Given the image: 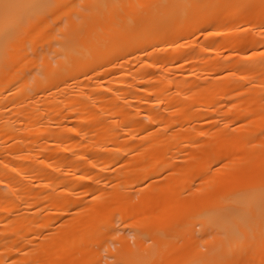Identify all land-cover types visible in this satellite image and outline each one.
<instances>
[{"label":"bare ground","instance_id":"6f19581e","mask_svg":"<svg viewBox=\"0 0 264 264\" xmlns=\"http://www.w3.org/2000/svg\"><path fill=\"white\" fill-rule=\"evenodd\" d=\"M261 23L264 0H0V141H18L0 144V264H95L116 217L148 218L153 196L134 212L124 187L193 146L196 162L147 185L178 191L192 174L206 191L155 195L113 264L264 263ZM227 40L234 59L205 57ZM205 68L227 71L197 81ZM111 163L134 167L95 182ZM81 184L91 196L67 198Z\"/></svg>","mask_w":264,"mask_h":264},{"label":"rangeland","instance_id":"374dc122","mask_svg":"<svg viewBox=\"0 0 264 264\" xmlns=\"http://www.w3.org/2000/svg\"><path fill=\"white\" fill-rule=\"evenodd\" d=\"M240 22V21H239ZM235 23V22H232V23H235V24H232V23H230L231 25H234V27H233V29L235 28L236 29V27H237V29L238 28H241V26H242V28L244 27V23H243V25L241 24L242 22H240V23ZM229 24V23H228ZM228 24L226 25L227 27H228ZM236 24H238V25H236ZM230 25V26H231ZM257 25V24H256ZM254 26L252 29L255 31V33L260 29V31H262V32H264V24H262L261 23V25H258V26ZM262 27V28H261ZM228 28H230V27H228ZM232 28V27H231ZM251 29V31L253 32V30ZM260 31H258V32H260ZM257 32V33H258ZM198 34V33H197ZM196 34V35H197ZM195 35V36H196ZM200 36V37H199ZM201 36L202 35H198V38H199V40H200V38H201ZM197 37V36H196ZM203 40H205L204 38H203ZM232 42H233V40H232ZM232 42H231V40H227V41H225L224 43H222L221 44V48L219 47L218 49L216 48V49H213V50H216V51H213V52H216V53H213V52H207V53H204L206 56L205 57H211V59H213V56L216 58V60L218 61V62H220V61H222V60H226V59H228V58H235L232 54L233 53H236L235 52V50L238 48L237 46L235 47L233 44H232ZM231 43V44H230ZM225 45V46H224ZM227 45V46H226ZM230 45V46H229ZM220 46V45H219ZM230 48V49H229ZM232 49V50H231ZM240 49V48H239ZM238 49V50H239ZM221 50V51H220ZM262 50H264V47H262ZM187 59V58H186ZM186 59H184V61L186 60ZM243 60L245 59V58H242ZM192 60H194V59H191V57L190 58H188L185 62L187 63L186 64V66L188 67L189 65H191L192 63ZM216 60H214V61H216ZM220 60V61H219ZM189 61H191V62H189ZM189 63H191V64H189ZM189 64V65H188ZM190 67V66H189ZM188 67V68H189ZM215 69V68H214ZM213 68H210L209 69V72H208V70L205 68V71H202V70H204V69H197L196 71L199 73V71H200V73H199V75H194V76H196V80L197 81H199L200 80V82H203V83H208V81H209V83H211V82H217L218 80H220V77H219V75H221L222 74V72L223 73H226V71L225 70H223L222 72H221V74L220 73H218L219 71L217 70L216 72L217 73H215V72H213L212 70H214ZM185 70V69H184ZM182 72L183 70H178L177 72L178 73H180V72ZM184 72H187L186 70L184 71ZM208 72V73H207ZM205 73H207V74H205ZM210 73H211V75H210ZM211 76V77H210ZM192 78H193V76H191ZM190 77V78H191ZM191 80V79H190ZM195 80V79H194ZM207 81V82H206ZM211 81V82H210ZM194 82V81H193ZM199 82V84H203V83H200ZM188 83H190L191 84V82L190 81H188ZM196 83V82H195ZM190 84H188V85H190ZM194 85V83L192 84V86ZM196 85H198V82L196 83ZM191 86V87H192ZM189 88V87H188ZM220 96V95H219ZM220 98H221V96H220ZM222 100H224V99H222L221 98V101ZM222 103V102H221ZM209 108V109H208ZM208 108H206V109H208L207 111H210L211 110V107H208ZM213 108V107H212ZM204 112V111H203ZM205 112H206V110H205ZM205 112H204V114H205ZM206 113H208V115L207 116H209V115H211L212 114V112L211 113H209V112H206ZM205 115V116H206ZM13 116H15V115H13ZM17 117V116H16ZM13 119V118H12ZM14 120V119H13ZM195 121V122H194ZM197 122V123H196ZM194 123V124H193ZM239 123V122H238ZM189 124V123H188ZM195 125V127H198V126H200L199 125V123H198V120L196 121V120H193L192 121V123L190 122V124H189V126L190 125ZM186 125V124H185ZM259 125V124H258ZM203 127H201L202 128V130H204L206 127L208 128V129H206V130H209V128L210 127H208V124H207V126L205 127V125H202ZM195 127H192L191 128V126H190V128H191V130H195ZM253 127H255V126H253ZM256 127H258V126H256ZM255 127V129L254 130H257V129H259V128H256ZM260 129H262V127L264 128V125H260ZM194 128V129H193ZM199 128V127H198ZM200 128V129H201ZM206 138V137H205ZM8 139V138H7ZM6 139V142L4 143V142H2V141H0V142H2V143H0V144H2L1 146H5L6 144H7V146H8V143L9 142H7L8 140ZM10 139V138H9ZM203 139V138H202ZM3 141H5V139L3 138L2 139ZM13 139H10V141H12ZM205 140V139H204ZM16 141V140H15ZM14 142V141H13ZM13 142H10L11 144L13 143ZM16 142H18V141H16ZM16 142H14V145L16 144ZM30 143H32L33 142V140H32V142L31 141H29ZM51 142V141H50ZM205 142H207V141H205ZM5 145H4V144ZM9 143V144H10ZM29 143V144H30ZM34 143V142H33ZM199 143V144H198ZM202 143L203 144H206V143H204V141H202ZM208 143V142H207ZM54 143H50V145H53ZM201 143L200 142H197V144H196V146H198V145H200ZM202 144V145H203ZM7 146H5L6 147V149H8L7 148ZM204 146V145H203ZM202 146V147H203ZM206 146V145H205ZM204 146V147H205ZM9 147V146H8ZM51 147H53V146H51ZM55 147V146H54ZM14 148V147H13ZM192 150H190V151H188L187 149L188 148H186V149H184L183 151H185V150H187V153H186V151H185V153L183 152V154H185L184 155V157L185 156H187L188 155V158H189V156H191L190 155V153H192L193 151H194V153L195 154H193L192 156H196L197 154V152L199 153L200 151H198L197 150V152H195V150H194V148H196V147H190ZM202 148L200 147V150H201ZM180 152V151H179ZM178 152V155L179 156H177L176 157V155H174V158H172V163H170V164H167L166 166H168V167H166L165 166V168H163V165H162V167L161 166H159L160 168H162V169H158V170H155L156 172L155 173H153L151 176H147V178L146 179H143L142 181H133L132 183L133 184H130L129 186H125L124 187V192L127 194V195H130L131 197H132V199H133V203L132 204H130V206H128L129 208H131V209H133V211L134 210H136L138 207H137V205H136V203L138 202V200L140 199V197H142V196H144L145 197V200L147 201V199H148V196H155V195H158V194H161V195H159L158 196V198H157V196H156V198L158 199V200H161V199H163V198H166V197H168L167 195L165 196V194L167 193V188H169L170 186H161L162 185V182H164L163 181V179L164 178H161L164 174H166L167 173V175H168V173L169 172H173V174H175V171L178 169V170H180V168H178V166L180 167V166H182L181 164L183 163V161H184V157H183V154L182 153H179ZM176 153V152H175ZM189 153V154H188ZM181 154V155H180ZM200 154V153H199ZM2 157V156H1ZM187 158V159H188ZM187 159H185V161L187 160ZM194 159V158H193ZM193 159H191V160H193ZM195 159H196V157H195ZM189 160V159H188ZM191 160H189V161H184L185 162V164H187L188 162H190ZM195 161V160H194ZM194 161H191V163L193 164L194 163ZM196 162V161H195ZM133 165H134V163L133 162H131ZM190 164V163H189ZM129 164L128 163H124V164H115V163H111V164H108V165H106V168H105V170L103 171V174L101 175V176H98L94 181L95 182H100V181H103V180H105L106 179V177H104L105 175H110V177L112 178H114V175L115 174H117L119 171V175L120 176H124L123 174L125 173V169L127 168V170L126 171H128V169L129 168H132V167H134V166H128ZM188 165V164H187ZM212 165H215V164H212ZM177 167V169H175V168ZM65 169H66V167L65 168H61V170H62V172H66L65 171ZM174 170V171H171V170ZM132 170V169H131ZM122 171H124V172H122ZM129 171H130V169H129ZM179 172V171H178ZM70 173H71V171H70ZM120 173H123L122 175L120 174ZM177 173V172H176ZM170 174V173H169ZM195 174V173H194ZM197 174V173H196ZM166 175V176H167ZM177 175H179V174H177ZM177 175L175 174V177H177ZM197 175H199V174H197ZM119 176V177H120ZM165 176V175H164ZM163 176V177H164ZM191 176H192V178L191 179H188L187 181H188V184H189V186L187 185V182L185 183L187 186H181V187H179V190L177 191V189L178 188H175L176 190H174L173 192H175L179 197H181V198H187V200H189L190 198H194V195H198V194H200V193H204L206 190L205 189H203V188H201V187H204V186H190V185H197V184H201V182H199L198 183V181H200V179H199V177H198V179L196 178V177H194L192 174H191ZM167 178L168 177H166V179L165 180H167ZM160 180L161 181V179H162V181L160 182V183H158V180ZM35 181H36V179H35ZM156 182V183H158V184H161L160 186L162 187V188H160V186L159 187H157V186H155L156 185V183L154 184V186H152L151 184V186H148L147 184L148 183H153V182ZM167 182V181H166ZM165 183V182H164ZM90 184V183H89ZM110 184H112V183H110ZM109 184V186H106L105 188V192H102L101 194H102V196L100 197V198H103V196H110V195H112L113 193H111L110 191L111 190H113L114 189V187L112 186V185H110ZM87 184H85V185H78V186H74L72 189H70L69 190V193H67V198H77V200L78 199H82L83 200V198L85 197V198H88L89 196H91V193H90V189L91 188H89V187H91V186H86ZM140 185V186H139ZM143 185V186H142ZM144 185H146V186H144ZM175 187V186H174ZM178 187V186H177ZM215 189V188H217L216 186H213V184H212V186H208V188L207 189H211V191L213 190V189ZM174 189V188H173ZM122 190V191H123ZM50 191V190H49ZM104 191V190H103ZM107 191V192H106ZM110 193H109V192ZM115 191V190H114ZM195 191H197V192H195ZM208 191V190H207ZM173 192H171L170 190H169V193H173ZM104 193V194H103ZM169 193H167L168 195H169ZM164 195V197L162 198H160V196H163ZM106 196H105V198H106ZM170 196V195H169ZM146 197H147V199H146ZM152 197V201H153V199L155 200V197L153 198ZM84 198V199H85ZM104 198V200H105V203L108 201V199H107V201H106V199ZM81 200V201H82ZM103 200V201H104ZM149 200H150V198H149ZM150 200V204H148L147 206H143V208H144V210H147V217L148 218H146L145 219V223L143 222V223H140L139 221H138V217L136 218V215L135 216H131V218H129V219H127V220H120V217H116V218H118V219H116L115 218V222H114V229H113V235H112V237L111 238H108L107 240H106V242H105V244L103 245V247H102V249H101V251L99 252V260L98 261H96L95 262V264H113V261H114V259H115V254H116V252H117V248L119 247V246H121L122 244H130V245H133L134 243H135V239H134V237H133V227H139V228H143L144 229V226H145V228H146V226L147 225H149L148 223H149V214H151L152 216H153V213H155L157 210L155 209V204L153 205V204H151L152 203V201ZM79 201V200H78ZM103 201H101L99 204H100V206H103L101 203L103 202ZM154 208V209H153ZM70 210V209H69ZM139 210H141V209H139ZM153 210H156L155 212L153 211ZM142 211V210H141ZM68 212V213H67ZM67 215L69 214V211L67 210ZM135 212V211H134ZM71 214V213H70ZM61 215V214H60ZM64 215H65V213H64ZM64 215H62V217L64 216ZM151 215H150V217H151ZM58 216V215H57ZM66 216V215H65ZM65 216H64V218L63 219H65ZM119 216H120V214H119ZM69 217V218H68ZM70 217H72V215L71 216H66V218H68V219H70ZM152 218V217H151ZM150 218V219H151ZM60 220V216H58V217H56L55 219H52L53 221H54V223L56 224V223H58V221ZM58 220V221H57ZM62 220V219H61ZM52 221V222H53ZM55 221H57V222H55ZM72 221V220H71ZM62 222V221H61ZM59 223V224H62V223ZM54 223H52L53 225H54ZM49 224H51V221H50V223ZM51 224V225H52ZM50 225V226H51ZM52 225V226H53ZM57 226H58V224H57ZM54 227V226H53ZM52 227V228H53ZM56 227V226H55ZM54 227V228H55ZM51 227H49V229H52ZM199 224H193V230H192V232H191V235H193V238H192V240H191V244L193 245V246H195V248L196 249H198L199 251H203V250H205V248H206V240H207V238H210L211 236H208V237H205V236H203L202 234H201V232L199 231ZM49 229H47L48 231H49ZM38 238H39V236H38ZM148 238V237H147ZM180 238V237H179ZM205 240H204V239ZM191 239V238H190ZM189 239V240H190ZM146 240V239H145ZM189 240H187L185 243H188V241ZM146 242H148L147 244H149L151 241H149V239L148 240H146ZM179 242L181 243L182 242V240H179ZM184 242H182V243H184ZM176 243L177 244H179L180 245V243H178V241H176ZM181 245H183V244H181ZM258 264H264L263 263V261L262 262H259Z\"/></svg>","mask_w":264,"mask_h":264}]
</instances>
